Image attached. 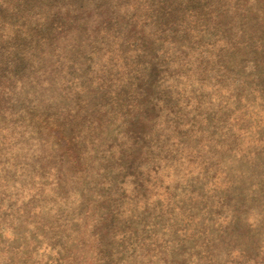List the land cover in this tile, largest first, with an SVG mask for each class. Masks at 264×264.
Segmentation results:
<instances>
[{"label":"rangeland","instance_id":"1","mask_svg":"<svg viewBox=\"0 0 264 264\" xmlns=\"http://www.w3.org/2000/svg\"><path fill=\"white\" fill-rule=\"evenodd\" d=\"M0 264H264V0H0Z\"/></svg>","mask_w":264,"mask_h":264},{"label":"trees","instance_id":"2","mask_svg":"<svg viewBox=\"0 0 264 264\" xmlns=\"http://www.w3.org/2000/svg\"><path fill=\"white\" fill-rule=\"evenodd\" d=\"M61 139H65V137L64 138H61Z\"/></svg>","mask_w":264,"mask_h":264}]
</instances>
